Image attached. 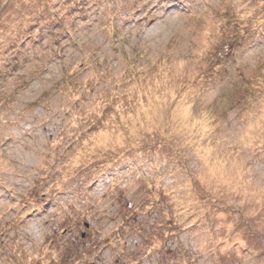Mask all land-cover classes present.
<instances>
[{
	"label": "rangeland",
	"instance_id": "1",
	"mask_svg": "<svg viewBox=\"0 0 264 264\" xmlns=\"http://www.w3.org/2000/svg\"><path fill=\"white\" fill-rule=\"evenodd\" d=\"M0 264H264V0H0Z\"/></svg>",
	"mask_w": 264,
	"mask_h": 264
}]
</instances>
